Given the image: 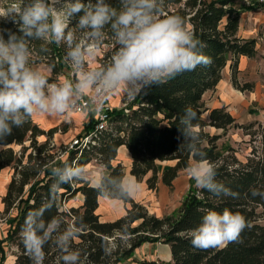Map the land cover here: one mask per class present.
<instances>
[{"label":"trees","instance_id":"trees-1","mask_svg":"<svg viewBox=\"0 0 264 264\" xmlns=\"http://www.w3.org/2000/svg\"><path fill=\"white\" fill-rule=\"evenodd\" d=\"M235 1L163 0L162 12L183 19L202 45L198 50L210 62L181 73L166 84L145 88L125 108L112 109L107 129L98 134L95 145L80 154L67 152V146L57 148L53 143L57 128L45 131L32 117L0 139V172L9 166L14 169L2 203L5 213L16 211L5 238L0 240L2 261L5 253L1 245L6 242L16 248L14 264H34V256L26 248L21 232L26 224L42 219L52 222L50 230L56 229L44 245L42 264H64L65 252L57 244V233L66 229L74 232L67 247L80 253L78 264H122L145 243L168 245L171 264H264V125L238 124L225 106L207 108L203 100L206 92L216 88L228 64L234 88L240 91L253 88V84L240 86L236 78L240 58H254L257 50L254 39L238 34L244 10L236 7ZM106 2L119 8L118 0ZM77 20L78 17L70 18L68 30H76ZM0 27L18 31L19 25L3 20ZM104 32L97 66L107 65L119 47L110 26ZM29 48L32 54L29 66L48 67L50 83L60 76L75 77L65 44L30 39ZM189 106L196 117L185 138L178 129L183 127L180 118ZM206 127L224 133L232 127L242 129L250 135V141L257 139L258 145L252 147L245 160H239L233 148L223 153L216 143L220 135H210ZM93 128L92 120L86 122L85 134ZM42 136L45 139L41 142L38 138ZM14 145H19L20 150L16 151ZM120 146H125L130 154V175L138 183L145 181L148 190L155 191L159 182L171 187L181 170L205 159L214 166L215 182L238 195H215L196 185L174 213L162 217L150 214L143 204L125 194L123 166L112 164ZM92 160L105 168L98 186L80 184L76 178L58 182L56 169L71 166L81 172ZM171 161L174 164L160 168V162ZM78 193L83 196L82 205L63 209L62 204ZM99 197L121 200L128 205L125 214L113 221H101L96 213ZM225 208L245 217L246 227L239 241L223 248L193 247L187 230L199 226L208 210L222 213Z\"/></svg>","mask_w":264,"mask_h":264},{"label":"clouds","instance_id":"clouds-1","mask_svg":"<svg viewBox=\"0 0 264 264\" xmlns=\"http://www.w3.org/2000/svg\"><path fill=\"white\" fill-rule=\"evenodd\" d=\"M118 2L119 8L106 0H71L57 9L54 0H28L23 6L0 10V17L19 25L18 31L0 27V139L35 114H62L75 109L85 95L95 93L100 98L117 89L135 95L210 62L198 50L202 45L183 19L162 12L163 0ZM72 17H78L76 30H68ZM106 26H110L119 47L107 65L92 67L90 60L105 38ZM30 39L65 44L75 80L50 83L46 74L30 67ZM195 117V111L186 107L180 118L183 127L178 129L182 137H188ZM189 170L199 187L215 195H238L215 182L214 166L207 160H198ZM55 173L63 183L78 178L80 169L66 166ZM133 190L131 184L124 188L125 194ZM51 223L36 220L21 232L34 264H42L44 245L56 232L50 230ZM245 227V217L239 212L208 210L202 223L187 230L186 236L193 247L202 250L223 248L238 242ZM73 235L72 229L57 233V244L65 252L64 264H78L80 260V253L67 247Z\"/></svg>","mask_w":264,"mask_h":264},{"label":"rangeland","instance_id":"rangeland-1","mask_svg":"<svg viewBox=\"0 0 264 264\" xmlns=\"http://www.w3.org/2000/svg\"><path fill=\"white\" fill-rule=\"evenodd\" d=\"M27 2L28 0H0V10H6L13 6H23ZM67 2H71V0H54V6L59 9ZM235 6L241 7L244 10L240 16L238 34L242 38L254 39L257 50L254 58H240L238 64L239 71L237 72L236 78L240 86L253 84V88L251 91H240L234 88L231 79L232 71L228 64L222 72V87L207 92L204 96V103L210 105L214 101L222 102V106L227 108V111L235 118L238 124L257 122L258 124L264 125V6H256L254 0H236ZM3 20L8 19L0 17V21ZM99 57H101V51L98 50L90 60L92 67H97V59ZM34 69L51 77V72L46 66L41 65ZM72 70H74L73 67ZM63 79L74 81L75 77L70 79L68 76H60L55 82ZM133 96L129 95L124 89H117L109 94L108 102L112 109L125 108L132 102L131 98ZM60 115L64 116L57 125L62 136L60 140L58 139L61 146H68L72 140L80 137L82 124L86 121L89 122V120H92L94 122L93 116L90 113L78 116L70 111H66ZM207 116L208 114L205 113L204 118L207 119ZM255 128L257 127L255 126ZM205 131L210 135H220V138L216 142L218 148L223 153H226L229 147L233 148L236 157L242 161L250 155L252 147L258 145L257 139L250 141V135H246L239 128L232 127L224 133L222 130L206 127ZM38 140L42 142L43 138H38ZM59 147L58 145L57 148ZM13 148L16 151L20 150L19 145H14ZM195 163L192 162L191 166ZM172 164H174V161L162 162L159 166L162 169ZM189 169L181 170L171 187H167L159 182L155 191H147V189L143 188L144 184L139 186L141 190L138 193H141L140 195L142 196L140 197L141 200L137 201L143 204L150 214L158 217L174 213L188 191L197 185ZM13 173L14 169L12 166L4 168L0 172V240L5 238L9 230L10 222L16 214L15 210L10 213H5L2 203V198L6 193ZM80 174H82V170ZM80 178L81 175L76 178V181H80ZM67 204L68 202L62 204V208H68ZM119 211L117 207L113 206L111 210L103 212V214L106 216H117ZM1 246L5 253V259L2 261V255L0 254V264H10L16 255V248L6 242ZM158 252L160 257L157 256L158 258L155 259H158L161 264H170L165 259V249L162 246L158 247ZM134 255L122 264H155V259L150 260L147 258L148 255L145 249H143V246L138 248L134 252Z\"/></svg>","mask_w":264,"mask_h":264},{"label":"crops","instance_id":"crops-1","mask_svg":"<svg viewBox=\"0 0 264 264\" xmlns=\"http://www.w3.org/2000/svg\"><path fill=\"white\" fill-rule=\"evenodd\" d=\"M221 81L222 79L216 86V89H218L219 87H222ZM204 96H203V100H204ZM205 106L207 108L221 107L222 102L214 101L210 105L205 104ZM76 115L80 116L83 114H76ZM62 118H64L63 115L53 114V113H38L32 116L34 123H36L41 129L45 131L51 128H57V132L53 136V143L55 144L56 147H58V145L61 146V144H59V140L62 138V136L60 135V131L57 125L61 121ZM85 123L82 124V127H81L82 128L81 136L85 134L84 132ZM39 138H43V140L45 139L43 136ZM117 163H121L123 166V172H124V177L122 180L123 187L125 188V186L128 184L133 185L134 190L130 193V196L135 201L141 200L140 197L142 195H140L141 193H138V191L141 190L139 186L144 184L143 188L147 189V187H146L145 181L138 183L136 182L135 178L130 175L131 157L125 146H120L117 150L116 158L115 160L112 161V164L115 165ZM104 173H105V168L102 165L96 163V161L92 160L83 167L82 174H80L81 175L80 184L86 183L90 186H98L100 184L101 178ZM147 191H151V190L147 189ZM82 203H83V196L80 193H78L74 199L68 202L67 205H68V208L78 207L82 205ZM113 206L117 207L118 210H120L117 216H113V215L106 216L105 214H103V212H108L109 210H111ZM127 207L128 205L124 204L121 200L99 197L98 198V208L96 210V213L99 215L101 221H113L117 218L122 217L125 214ZM142 246H143V249H145V251L147 252V255H148L147 258L150 260H154L155 258L160 257V254L158 252V247L162 246L165 249V259L171 264V253H170V247L168 245H165L162 243H145ZM14 261H15V257H13V260L12 262H10V264H14Z\"/></svg>","mask_w":264,"mask_h":264},{"label":"built area","instance_id":"built-area-1","mask_svg":"<svg viewBox=\"0 0 264 264\" xmlns=\"http://www.w3.org/2000/svg\"><path fill=\"white\" fill-rule=\"evenodd\" d=\"M256 6L263 7L264 0H254ZM134 97V96H133ZM131 98V100L133 99ZM109 94L100 98H97L95 93L84 96L79 102L78 106L70 110L73 114H85L90 113L94 119V128L91 129L85 135L75 138L67 146V152L78 151L80 154L82 150L89 148L90 145L96 144L98 134L108 127L109 114L112 108L108 102ZM126 105V104H124ZM63 156V155H62ZM155 264H161L158 259H155Z\"/></svg>","mask_w":264,"mask_h":264}]
</instances>
